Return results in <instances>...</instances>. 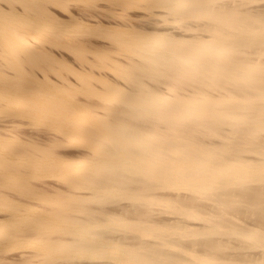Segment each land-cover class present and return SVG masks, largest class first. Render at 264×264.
Instances as JSON below:
<instances>
[{"label":"bare ground","instance_id":"obj_1","mask_svg":"<svg viewBox=\"0 0 264 264\" xmlns=\"http://www.w3.org/2000/svg\"><path fill=\"white\" fill-rule=\"evenodd\" d=\"M264 264V0H0V264Z\"/></svg>","mask_w":264,"mask_h":264},{"label":"snow or ice","instance_id":"obj_2","mask_svg":"<svg viewBox=\"0 0 264 264\" xmlns=\"http://www.w3.org/2000/svg\"><path fill=\"white\" fill-rule=\"evenodd\" d=\"M15 264H34V262L29 260H18L15 262Z\"/></svg>","mask_w":264,"mask_h":264}]
</instances>
